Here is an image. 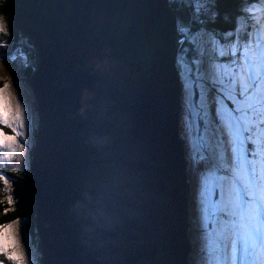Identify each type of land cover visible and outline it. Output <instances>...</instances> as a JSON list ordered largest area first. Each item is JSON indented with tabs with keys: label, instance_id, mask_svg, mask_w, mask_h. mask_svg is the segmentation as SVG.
<instances>
[{
	"label": "water",
	"instance_id": "1",
	"mask_svg": "<svg viewBox=\"0 0 264 264\" xmlns=\"http://www.w3.org/2000/svg\"><path fill=\"white\" fill-rule=\"evenodd\" d=\"M32 46L41 264H188L181 84L165 0H7Z\"/></svg>",
	"mask_w": 264,
	"mask_h": 264
},
{
	"label": "snow or ice",
	"instance_id": "2",
	"mask_svg": "<svg viewBox=\"0 0 264 264\" xmlns=\"http://www.w3.org/2000/svg\"><path fill=\"white\" fill-rule=\"evenodd\" d=\"M165 2L174 14L186 171L194 183L201 264H264V0H237L227 46L225 34L207 27L219 16L220 0ZM5 36L11 38L10 32H0ZM204 36L209 55L199 47ZM190 52L198 56L190 58ZM0 100L8 109L0 114V168L16 161L10 171L19 176L26 112L7 78L0 79ZM12 192L0 176V264H27Z\"/></svg>",
	"mask_w": 264,
	"mask_h": 264
},
{
	"label": "rangeland",
	"instance_id": "3",
	"mask_svg": "<svg viewBox=\"0 0 264 264\" xmlns=\"http://www.w3.org/2000/svg\"><path fill=\"white\" fill-rule=\"evenodd\" d=\"M11 25H12V20L10 13L3 14L2 12H0V32L5 30L9 31ZM206 41L207 38L202 37L199 40V46L201 47L202 45H204ZM28 45L29 47L31 46L30 43ZM1 48L5 52H8L9 54L6 56H0V62H3L5 67L8 69L11 75L12 87L14 88L18 100L24 106L26 112V139H21L20 141L21 143L26 145V154L24 160L20 162L19 167L21 169L29 166L30 158H31V147L34 142V131L37 125L34 97L28 83L23 80L22 69L24 68V65H30L29 62L35 63L34 58L32 59V61H30V56L32 55L34 56L35 53L34 51H31L30 56L27 57V60L25 61L24 58L19 53H15L14 51L11 50V43L6 39L2 43H0V49ZM13 57H15V59H13ZM2 75H4V73H0V76ZM181 98H182L181 104H182V116H183V97ZM182 116H181V127H182V134L184 135ZM13 165H16V161H12L11 163L4 162L3 167L0 168V170L5 168H13ZM0 175H2L1 172ZM193 188H194V183H193ZM194 209H195V205H194ZM19 222H20L19 224L20 238L26 252L27 264H41L39 260L40 253L37 250V246L34 245L32 242L31 236L26 227V223H24L23 221H19ZM195 224H196L195 227H192L191 230L192 255L190 259L192 264H201L202 255L200 252V242L198 237V224L196 222Z\"/></svg>",
	"mask_w": 264,
	"mask_h": 264
},
{
	"label": "trees",
	"instance_id": "4",
	"mask_svg": "<svg viewBox=\"0 0 264 264\" xmlns=\"http://www.w3.org/2000/svg\"><path fill=\"white\" fill-rule=\"evenodd\" d=\"M253 1V0H252ZM237 7V0H220L219 4L216 6V11L219 13V16L215 17V23H209L207 25L208 28H215L217 32L224 36L227 42L231 41L230 37L226 36V31L232 26V18L235 8ZM0 12L3 14H9V8L7 5V0H0ZM196 27H199L197 25ZM11 34V38H8L7 36L0 38V40L4 41L5 39L10 41L11 43V50L15 53H21L23 52L27 57L31 54V47H29L27 41L21 37L20 33L16 31L13 26L11 25L9 31ZM196 32L193 31V35ZM207 41L204 45H202L200 48L205 49V54L209 55L211 54V44ZM234 39V38H233ZM193 48L195 49L196 46L194 45ZM8 54V52H5L3 49H0V55ZM197 52H190L189 55L193 56L190 58H194L197 56ZM33 71V68L31 66L24 67L22 69V77L25 82L28 83V78L31 75ZM35 134V131H34ZM6 170V171H5ZM2 171L9 181V183L13 186V192L11 193L14 198V209H15V216L19 221H23L26 223L27 230L31 236L32 242L34 245L37 246L38 252L39 244L37 240V235L33 223L34 218V201H33V193H32V179L30 176L29 169L21 168L20 169V175L14 176L11 174V169H5ZM11 218V217H10ZM39 260L41 261V258L39 257Z\"/></svg>",
	"mask_w": 264,
	"mask_h": 264
},
{
	"label": "clouds",
	"instance_id": "5",
	"mask_svg": "<svg viewBox=\"0 0 264 264\" xmlns=\"http://www.w3.org/2000/svg\"><path fill=\"white\" fill-rule=\"evenodd\" d=\"M0 43H2V41H0ZM0 73H4V75L0 76V79L7 78L9 81H11V75H10L8 69L3 64V62H0ZM12 91L15 92L13 87H12ZM7 110L8 109H7V105L5 104V102L3 100H0V114H3ZM13 115H14V113H13ZM16 166L17 165H13V167H16Z\"/></svg>",
	"mask_w": 264,
	"mask_h": 264
},
{
	"label": "bare ground",
	"instance_id": "6",
	"mask_svg": "<svg viewBox=\"0 0 264 264\" xmlns=\"http://www.w3.org/2000/svg\"><path fill=\"white\" fill-rule=\"evenodd\" d=\"M189 175V174H188Z\"/></svg>",
	"mask_w": 264,
	"mask_h": 264
}]
</instances>
